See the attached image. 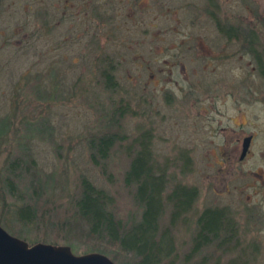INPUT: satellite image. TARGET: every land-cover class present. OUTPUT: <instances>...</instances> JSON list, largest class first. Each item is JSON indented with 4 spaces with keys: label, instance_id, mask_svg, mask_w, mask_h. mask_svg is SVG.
Returning <instances> with one entry per match:
<instances>
[{
    "label": "rangeland",
    "instance_id": "rangeland-1",
    "mask_svg": "<svg viewBox=\"0 0 264 264\" xmlns=\"http://www.w3.org/2000/svg\"><path fill=\"white\" fill-rule=\"evenodd\" d=\"M45 2L0 0V224L9 232H21L31 244H69L76 254L95 251L84 237H68L63 229L71 221L83 176L114 196L115 210L125 222L138 220L142 207L134 200L133 188L124 182L130 163L126 147L117 144L113 148L104 173L91 161L88 139L108 129L126 133L130 139L146 133L155 160L168 173L167 193L175 183L196 187L198 192L191 212L169 229L176 251L171 258L176 264L189 259L191 264H264V208L257 203L258 187L254 185L258 175L248 171L261 167L258 172L263 173L264 159L260 156L255 167V159L250 158L243 171L235 170L221 163L217 151L226 139L214 132L221 126L235 127V122L228 111L223 116L210 109L230 105L228 92L198 93L191 98L198 99L197 106L190 110L187 99L173 100L168 92L160 91L150 71L127 72L124 68L114 76L116 85L108 88L103 75L108 69L103 58L110 56L108 27H99V69L93 70L90 58L74 62L73 50L61 44V26L52 28V33L45 30ZM242 14L246 21L257 19L256 34L264 37V0H243ZM49 43L60 47L48 52ZM246 61L242 74L224 75V82L237 89L244 82H260L259 77L249 75L251 67ZM244 97L249 100L250 94ZM122 110L125 116L110 125L107 116ZM250 114L244 111L242 115L245 128L254 130L255 123L257 128L264 127V122L251 120ZM215 116L222 121L217 122ZM21 155L33 158L41 183L27 188L31 177L20 181L16 176L19 188L11 195L2 184L10 177L9 162ZM23 202L36 206L39 225L23 229L14 220L13 211ZM209 206L228 210L236 235L190 258L187 254L193 246L198 214ZM170 216L168 205L162 226H168ZM106 255L116 264L131 260L112 251Z\"/></svg>",
    "mask_w": 264,
    "mask_h": 264
},
{
    "label": "flooded vegetation",
    "instance_id": "flooded-vegetation-1",
    "mask_svg": "<svg viewBox=\"0 0 264 264\" xmlns=\"http://www.w3.org/2000/svg\"><path fill=\"white\" fill-rule=\"evenodd\" d=\"M45 3L42 11L45 30L52 33L56 25L63 28L61 44L73 50L72 59L76 63L90 58L92 69H99L102 25L109 31L110 56L103 59L108 64L105 70L112 77L122 68L127 72L150 71L160 91L168 92L173 100L187 99L190 110L191 106H197L198 99L191 98L198 93L210 96L227 91L231 104L210 109L223 116L228 111L229 119L235 122V127L221 126V130L214 132L226 139L217 149L221 163L243 171L250 158L255 159V167L257 160H262L260 156L264 159V142L258 144V140H264V127L257 128L255 123L256 130H249L242 121L245 111L251 113V120L264 122V37L256 34L257 19H243V0H47ZM52 45L47 46L48 52L60 47ZM245 60L251 67L249 75L259 77L260 82L255 79L233 88L224 82L223 76L242 74ZM243 93L250 94V99ZM215 119L222 121L216 116ZM259 170L248 171L258 175L254 185L258 187L257 203L264 208V172Z\"/></svg>",
    "mask_w": 264,
    "mask_h": 264
},
{
    "label": "trees",
    "instance_id": "trees-1",
    "mask_svg": "<svg viewBox=\"0 0 264 264\" xmlns=\"http://www.w3.org/2000/svg\"><path fill=\"white\" fill-rule=\"evenodd\" d=\"M103 75L106 87L112 88L116 85L109 73L105 71ZM125 114L126 111L122 110L107 116L110 125H116V121L119 123ZM1 135L3 130H0V137ZM150 142L151 139L146 133L130 139L126 133L111 129L90 136L88 146L91 161L101 167L104 173H107V162L113 148L117 144L126 147L130 163L124 174V182L134 190V200L142 207L141 217L136 221L125 222L115 210L114 196L83 176L80 179L79 194L74 201L71 221L63 227L68 237H84L94 245L93 250L104 254L112 251L116 256H130L129 264L177 263L176 259L171 258L176 251L169 229L191 212L198 192L196 187L175 183L167 193L169 176L166 169L155 160ZM34 167L31 156L21 155L14 158L8 164L11 178L3 180V187L10 194L14 193L19 188L16 176L20 181L27 176L31 177L27 188L40 184L41 178ZM168 205L171 206V216L168 226L164 227L162 219ZM39 214L36 206L24 202L13 211L14 220L23 229L39 225ZM231 222L228 210L224 207L209 206L200 211L196 220L193 246L187 255L191 258V254L199 253L204 247L217 242L221 245L223 240L228 243V239L236 235V227ZM13 234L22 237L21 232ZM190 261L191 259L184 260L185 264H191Z\"/></svg>",
    "mask_w": 264,
    "mask_h": 264
},
{
    "label": "water",
    "instance_id": "water-1",
    "mask_svg": "<svg viewBox=\"0 0 264 264\" xmlns=\"http://www.w3.org/2000/svg\"><path fill=\"white\" fill-rule=\"evenodd\" d=\"M0 264H116L108 255L76 254L69 244L29 243L0 224Z\"/></svg>",
    "mask_w": 264,
    "mask_h": 264
}]
</instances>
